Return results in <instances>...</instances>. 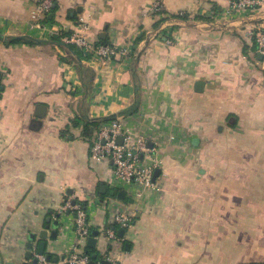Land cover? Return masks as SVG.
<instances>
[{
    "label": "crops",
    "instance_id": "1",
    "mask_svg": "<svg viewBox=\"0 0 264 264\" xmlns=\"http://www.w3.org/2000/svg\"><path fill=\"white\" fill-rule=\"evenodd\" d=\"M37 4L0 0V264H20L31 234L58 213L49 252L66 264L76 243L74 215L62 211L70 196L101 231L97 264H264V60L253 34L264 0L232 16L230 0H54L47 20L62 34L83 20L95 44H136L111 60L35 28ZM135 105L121 118L155 146L157 188L116 181L110 161L91 158L103 124L93 120ZM115 208L133 215L132 227H118Z\"/></svg>",
    "mask_w": 264,
    "mask_h": 264
},
{
    "label": "built area",
    "instance_id": "2",
    "mask_svg": "<svg viewBox=\"0 0 264 264\" xmlns=\"http://www.w3.org/2000/svg\"><path fill=\"white\" fill-rule=\"evenodd\" d=\"M262 4L263 0H230V9L226 15L232 16L246 11L255 14L262 8ZM53 6L54 0H38V4L32 13L33 26L41 31L51 30L53 33L61 35L64 44L79 48L86 56L101 60L122 58L129 55L136 46V44L128 46L95 44L88 35L89 25L83 20L75 31L62 34L58 29L51 28L47 20ZM152 11L155 14H163L165 12L163 2L156 1ZM180 15H185V13L181 12ZM165 27L166 22L159 29L147 34L146 38L152 40L161 34ZM253 34L257 43V51L264 60V28L257 27ZM149 141L150 139L146 135L126 127L124 119L120 117L109 123L100 124L95 130L91 158L99 162L110 161L113 165L116 181L127 185L136 184L143 189L157 188L154 178L161 162L156 155L155 146L151 147ZM74 201L76 200L72 196L66 197L62 206V211L70 210L73 213L76 234V243L66 264H89L91 255L85 248L94 226L87 209L78 201L73 204ZM114 210L113 216L118 227H132L133 215L123 212L120 208ZM104 233L108 239L116 240L118 238L115 229L108 228ZM105 259L110 264H119L116 258L106 256Z\"/></svg>",
    "mask_w": 264,
    "mask_h": 264
},
{
    "label": "water",
    "instance_id": "3",
    "mask_svg": "<svg viewBox=\"0 0 264 264\" xmlns=\"http://www.w3.org/2000/svg\"><path fill=\"white\" fill-rule=\"evenodd\" d=\"M52 17L53 15L51 14L50 18ZM260 59L263 60L262 55H260ZM203 87H204V82H201V81L197 82L196 84L197 91H202ZM135 107L136 105L132 106L127 111L116 112L105 118L95 119L93 121L114 120V119L120 118L123 115L127 116V115H130L135 110ZM37 124L38 122L35 121L34 125H37ZM198 143H199L198 139H195L193 141L194 145H198ZM150 146L154 147L152 143H150ZM161 171L162 170L160 168L156 170L154 180H156L161 175ZM112 194L114 195L115 192H112ZM117 196L120 199H124L126 194L125 192L121 191L118 193ZM75 203L76 201L73 202V204ZM51 214H53V212H51ZM62 217H63L62 213H58L55 220H53L52 216L48 217L47 218L48 223L45 225V227L39 232L31 234L29 241L26 244V252L24 254V260H22L20 264H52V262L58 261V258L53 257L51 252H49V242L50 240H57L59 238V235H60L59 230L64 223L62 221ZM51 226H53L54 230L52 232H49ZM124 232H125L124 229L119 230V234L121 236L124 234ZM100 236H101V231L98 228L94 229L91 233V236L87 240L88 247L92 249H96ZM97 258H98V253H95L93 256V259L89 262V264H96ZM102 264H110V262L108 260H103Z\"/></svg>",
    "mask_w": 264,
    "mask_h": 264
},
{
    "label": "trees",
    "instance_id": "4",
    "mask_svg": "<svg viewBox=\"0 0 264 264\" xmlns=\"http://www.w3.org/2000/svg\"><path fill=\"white\" fill-rule=\"evenodd\" d=\"M165 21V17H163L162 19H160V20H158L154 25H155V27H159L163 22ZM13 41H15V42H18V41H20V39H16V40H13ZM101 121H103V124H106V123H109L110 121H112V120H101ZM94 123H96V122H93V124ZM87 127H89V129H90V125H86ZM88 129V130H89ZM88 253L91 255V260L93 259V256H94V250L93 249H89V251H88Z\"/></svg>",
    "mask_w": 264,
    "mask_h": 264
}]
</instances>
